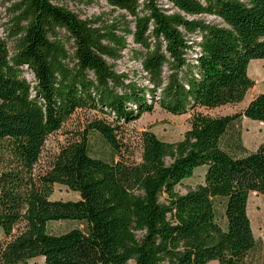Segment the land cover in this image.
Returning <instances> with one entry per match:
<instances>
[{"label":"trees","instance_id":"16d2710c","mask_svg":"<svg viewBox=\"0 0 264 264\" xmlns=\"http://www.w3.org/2000/svg\"><path fill=\"white\" fill-rule=\"evenodd\" d=\"M5 1L13 27L0 36V264H257L247 200H264V141L248 152L238 126L243 117L264 126V94L231 116L197 110L238 104L254 86L247 70L264 60V0H104L125 16L95 20L67 8L94 0ZM128 37L147 85L115 70ZM157 105L192 112L190 129L175 143L142 131L136 161L119 130ZM77 111L100 117L36 167ZM92 135L105 150H91ZM199 169L203 182L180 194ZM54 185L79 199L50 200ZM55 222L78 227L53 234Z\"/></svg>","mask_w":264,"mask_h":264},{"label":"rangeland","instance_id":"374dc122","mask_svg":"<svg viewBox=\"0 0 264 264\" xmlns=\"http://www.w3.org/2000/svg\"><path fill=\"white\" fill-rule=\"evenodd\" d=\"M94 4L89 7L76 6L68 4L67 8L80 15L82 20H95L98 17L111 15L112 10L106 6L104 0H94ZM98 5V6H96ZM125 14L123 12H115L112 18L122 19ZM111 17L103 19H111ZM200 19L213 21L211 17H202ZM125 21H129L125 17ZM12 13L9 12V4L5 0H0V36L6 39L10 29L12 28ZM10 51H14V39L9 40ZM127 50L123 53L124 57L117 63L115 70L118 73L127 74L129 79H133L140 85H147V81H143L141 77L140 65L131 58V50H138V47L132 43L130 37L127 38ZM249 78L254 82V86L247 92L244 100L238 104L226 105L215 109H199L201 114L209 117H223L239 114L244 111L249 102L259 94H264V60H252L247 70ZM30 78V76H28ZM100 117L94 111H77L63 128L51 135L44 146L41 159L36 167H47L52 157L56 155L59 149L75 138L90 121ZM192 112L184 115L173 116L163 111L158 105L154 107L151 113L141 116L140 119L121 126L118 138L121 140L136 161L140 160V133L144 130L152 131L160 140L167 143H175L182 139L183 134L190 129V121ZM241 141L244 148L248 152L255 151L264 141V126L261 123L246 118L240 120L238 126ZM91 150H105L106 146L95 135L90 138ZM204 169L195 172L191 179L184 181L176 190L180 194H185L191 189L203 182ZM79 195L68 188L61 185H54L50 200L60 201H76ZM247 214L250 220L251 229L255 240L258 243L256 251L253 253L252 261L260 264L264 258V200L263 195L250 193L247 200ZM78 227L76 222H55L48 226L49 232L53 234H61L72 228ZM4 240V236L0 229V242ZM26 264H45L44 259L37 257L29 260ZM127 264H134L132 261ZM210 264H217L216 262Z\"/></svg>","mask_w":264,"mask_h":264}]
</instances>
